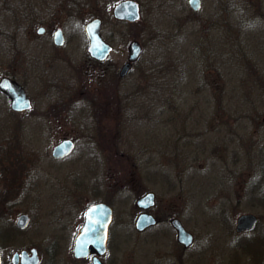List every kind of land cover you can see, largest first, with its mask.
I'll return each instance as SVG.
<instances>
[{
    "label": "rangeland",
    "instance_id": "obj_1",
    "mask_svg": "<svg viewBox=\"0 0 264 264\" xmlns=\"http://www.w3.org/2000/svg\"><path fill=\"white\" fill-rule=\"evenodd\" d=\"M119 1L0 0V78H16L33 103L19 115L0 92V143L15 134L13 124L26 129L25 151L40 168L21 185L31 210L57 211L70 202L66 190L86 185L85 208L106 201L114 209L110 264H255L258 230L239 234L236 225L254 213L264 226L255 196L264 172V0H201L198 11L189 0H135L136 22L114 17ZM95 17L112 50L107 66H116L111 84L88 55L85 25ZM57 28L62 46L53 41ZM134 40L140 59L121 78ZM65 137L75 141L72 154L52 159ZM148 191L159 222L138 232L136 201ZM25 210L20 200L0 223ZM48 215L33 216L7 248L36 242L46 264L49 246L31 230L41 224L33 233H46L40 218ZM174 216L194 234L192 247L177 242ZM72 247L61 246L53 263L72 264Z\"/></svg>",
    "mask_w": 264,
    "mask_h": 264
},
{
    "label": "flooded vegetation",
    "instance_id": "obj_2",
    "mask_svg": "<svg viewBox=\"0 0 264 264\" xmlns=\"http://www.w3.org/2000/svg\"><path fill=\"white\" fill-rule=\"evenodd\" d=\"M99 18V17H97ZM100 19V18H99ZM101 20V19H100ZM101 26H102V20H101ZM42 32H39V31ZM46 27L41 26L38 29L39 34H44L46 32ZM57 30H63L61 28H57L53 33V41H54V35L57 32ZM64 35V32H63ZM112 52V51H111ZM106 57L104 60H98L91 56V54L88 51V55L91 58V60L99 67L104 70V72L109 73L111 76L107 79L111 81L114 79H117V71L116 66H107V62L109 61L108 58L111 54ZM139 61V60H137ZM136 61V62H137ZM135 62V63H136ZM134 63L131 66V69L133 67ZM110 68V69H109ZM131 71V70H130ZM3 77H9L11 79L16 80L24 89L25 87L13 76L6 75ZM26 91V89H25ZM27 92V91H26ZM28 94V92H27ZM29 96V94H28ZM7 98V97H6ZM30 98V96H29ZM31 100V98H30ZM9 101V100H8ZM32 102V100H31ZM33 104V103H32ZM33 110V107L29 110H25L22 112H16L19 115L23 114L26 115L29 111ZM25 113V114H24ZM51 113H47V115H50ZM24 118H20L19 122H23ZM15 125V126H14ZM17 125V126H16ZM15 127V134L8 138V141L0 143V219L5 218V214L8 213V210L13 208L17 202L20 200L24 202L27 205L28 210L21 211L17 217L16 220L11 221L10 223L4 222L6 220H3L1 224L0 223V254H1V261L2 264H43V254L38 244H32L34 246L32 247H26L21 248L17 250H11V248H7L11 242H17L21 241V238H23V233H25L32 222L33 216L34 217H40L43 214H49V219L47 220L45 218L42 219L47 225L48 229L46 233H43V235H35L34 228L41 226L40 221L35 227L32 228V236L33 237H40L43 236L44 242L47 244L48 247V254H44L46 259V264H54V260L57 259L58 251L61 246H68L69 244H72V256L74 258V261H72V264H95L94 258L96 254H89L86 257H76L74 254V247L76 244V238L79 235V232L81 228L83 227L86 219V212L88 207L95 203L99 202H105L106 201H96L90 203L86 208L81 202V199L84 197L85 188L86 185L81 186L79 184H73L71 188L66 190L65 192L68 195V199L70 202L67 205H62L57 211L54 209H51L43 214H38L31 210L30 204L28 202V196L26 195L25 191L22 189V182L27 177V175L34 171V169H38L39 167L36 164L37 159H34L32 157L33 152H27L25 151V148L28 149V146L32 145L29 142L23 141L24 140V131L26 129H22L20 123L19 124H13ZM33 139V138H32ZM23 142H22V141ZM65 140H72L73 141V149L72 151L67 154L66 156L62 157H55L54 156V149L57 145H59L61 142ZM34 146V143H33ZM34 150L37 151V148L33 147ZM75 148V141L73 138L65 137L60 142H58L52 150V159L54 160H63L68 158L73 152ZM45 154V152H44ZM38 157L39 154L37 153ZM46 155V154H45ZM47 156V155H46ZM264 159V158H263ZM39 166L41 165V157L39 158ZM38 167V168H37ZM40 169V168H39ZM259 192L255 194L257 204L256 206H261L264 208V172H262L259 175ZM110 205V204H109ZM111 206V205H110ZM112 207V206H111ZM153 214V213H152ZM154 215V214H153ZM242 215H254L256 219V224L253 229L250 230H244L242 232L237 231V225L238 220ZM237 219V225H236V231L239 234H247L252 233L258 230L257 234L255 236H260L259 240L262 243V259L259 257L256 260L255 264H264V226H261V216L254 214V213H248V214H242ZM22 216H25L24 223H21ZM155 216V215H154ZM157 218V217H156ZM113 221H114V210H113V219L109 226V236L107 241V252L99 256L101 262L103 264H110L111 261L113 262V259H111L110 263L106 261V256L109 252V244L112 241V229H113ZM261 222V223H260ZM261 229V230H260ZM149 230V229H148ZM145 230V231H148ZM143 231V232H145ZM22 235V236H21ZM240 239H245L244 237H240ZM35 240V239H31ZM66 241H68V245H66ZM66 243V244H65ZM6 251H10L9 255L5 258ZM12 251V252H11Z\"/></svg>",
    "mask_w": 264,
    "mask_h": 264
},
{
    "label": "water",
    "instance_id": "obj_3",
    "mask_svg": "<svg viewBox=\"0 0 264 264\" xmlns=\"http://www.w3.org/2000/svg\"><path fill=\"white\" fill-rule=\"evenodd\" d=\"M190 6L194 10H198L201 0H189ZM114 16L119 20L135 22L140 18V7L135 0H122L118 2L113 10ZM85 30L89 39V53L98 60H104L111 51V46L103 39L101 34V20L95 18L85 25ZM39 32H42L41 30ZM54 42L61 46L65 42L63 32L57 30L54 35ZM128 62L120 70V76L125 77L132 66V63L140 58L142 46L139 41L134 40L129 45ZM0 91L10 99V106L14 111H25L32 108V102L25 89L14 79L2 77L0 79ZM73 149V141L65 140L57 145L54 149L55 157H62L69 154ZM137 205L143 209L136 221L135 228L139 231L155 226L158 220L149 212L156 203V195L154 192H147L137 199ZM113 219V209L105 202H99L88 207L86 219L79 235L76 238L74 254L76 257H86L89 254H96L94 258L95 264H103L99 256L107 252V241L109 236V226ZM25 216H22L21 223H24ZM170 224L176 232L177 241L185 248H189L194 244V235L186 229L182 221L178 217L170 219ZM256 224L254 215H242L238 220L237 231L253 229ZM0 264L1 254H0Z\"/></svg>",
    "mask_w": 264,
    "mask_h": 264
}]
</instances>
